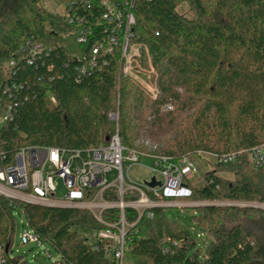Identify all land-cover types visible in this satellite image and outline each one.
<instances>
[{
	"label": "trees",
	"instance_id": "1",
	"mask_svg": "<svg viewBox=\"0 0 264 264\" xmlns=\"http://www.w3.org/2000/svg\"><path fill=\"white\" fill-rule=\"evenodd\" d=\"M47 1L0 0L2 163H14L28 147L97 148L116 133L125 148L144 150L136 146L140 137L169 126L174 135L160 139V155L240 153L235 162L221 165L233 179L210 170L201 186L188 185L189 198L178 201L264 205V171L250 157L264 145V0H137L130 50L139 53L131 75L115 53L102 57L101 68L86 76L80 73L84 60L63 46L74 26L49 12ZM53 1L76 4L75 11L94 17L104 13L102 0ZM9 106L13 118L2 122ZM167 106L172 112H163ZM112 113H118V123ZM205 158L199 160L206 166ZM137 198L128 194L124 200ZM105 199L120 200L115 193ZM19 209L38 238L59 252V263L113 264L89 243L90 233L104 227L88 210L11 204L0 196V242L10 248ZM194 209L195 224L211 238L205 250L187 227L168 217L167 208L152 209V217L145 212L137 224L138 213L127 209L126 221L135 225L127 248L133 263L264 264V209ZM103 218L117 222L120 211ZM11 263L30 264L24 257Z\"/></svg>",
	"mask_w": 264,
	"mask_h": 264
},
{
	"label": "built area",
	"instance_id": "2",
	"mask_svg": "<svg viewBox=\"0 0 264 264\" xmlns=\"http://www.w3.org/2000/svg\"><path fill=\"white\" fill-rule=\"evenodd\" d=\"M136 1L102 0L104 13L101 17L75 11L76 4L65 7L63 16L68 24L74 26L72 34H77V41L83 49L81 76L99 70L101 58L115 53L124 62V73L131 75L133 58L139 53L137 48L130 50L136 26L133 12ZM95 37L96 42L90 47ZM169 109L172 106L166 107V110ZM12 118L13 108L9 106L2 122H8ZM110 119L118 123V113H112ZM145 143L147 150H129L122 145L120 136L116 133L107 145L85 150L24 148L17 153L14 163L4 164L0 161V196L10 200L11 204L18 201L26 205L88 210L104 227L93 230L88 236L92 248L96 251L102 249L113 264H125L128 242L131 240L129 234L135 226L126 221L127 209L138 213L137 224L145 212L152 217L150 211L154 208L183 207L179 205L190 204L171 201L186 199L192 195L188 185L198 173L195 158L199 159L201 155L213 156L220 164L227 165L235 162L240 155L200 152L193 159L189 156L174 159L158 154L157 146H153L150 141ZM250 157L254 167L264 171V145L253 148ZM143 158L152 160L153 165L149 169L160 175L161 180L154 177L160 186L151 188L146 183L138 186L127 178L129 167L140 163ZM58 180H62L67 187L65 198L57 197ZM148 182L151 183L152 179ZM112 193L119 196L118 202L105 199V196H111ZM128 194L138 195V198L125 201L124 197ZM114 209L120 211V220L106 222L103 214ZM21 242H34L42 246L45 241L40 240L28 226L21 235ZM10 252L11 248L0 242V264H12ZM59 262L60 260L57 264H61Z\"/></svg>",
	"mask_w": 264,
	"mask_h": 264
},
{
	"label": "rangeland",
	"instance_id": "3",
	"mask_svg": "<svg viewBox=\"0 0 264 264\" xmlns=\"http://www.w3.org/2000/svg\"><path fill=\"white\" fill-rule=\"evenodd\" d=\"M45 8L53 13L64 15L65 6L54 2L53 0H48L44 4ZM63 46L67 50L68 54L71 56H75L81 58L83 56V49L77 41V34H66L65 39L63 41ZM172 109L166 110V107L163 108L164 113L172 112ZM173 128L169 126H163V129H159L157 127L151 128L150 131L144 134V136L138 139L136 146L143 147L144 150H147L148 147L145 142L150 141L153 146H157L158 150L162 147V143L160 141L163 139H171L174 135ZM198 173L192 181V184L199 187L203 184V180L205 179V175L208 171L213 169H219L221 171V175L226 178L233 179L234 176L230 174L228 169L221 167L216 158L213 156H207L205 158V165L198 159L195 158ZM209 163V165H208ZM153 165L152 160L148 158H143L140 163L132 165L129 167L126 172V176L130 181L138 186H143L146 182L150 181L154 177L157 180H161V177L158 173L153 172L149 169ZM67 194V187L63 183L62 180L57 181V197L65 198ZM184 202V201H183ZM171 203H182V201L172 200ZM237 205L239 207H244L242 203H217L219 207H224L226 205ZM198 204H185L179 205L183 207H169L167 208L168 217L180 223L181 225L187 227L192 234L197 239L198 244L205 250L209 245L211 238L207 229L199 228L194 221V217L197 215V210L194 209ZM15 223H16V231L14 237V244L11 248L10 258L14 259L17 257H24L30 264H57L60 260L59 252L48 242H43L42 246H39L37 243L31 242L29 244H22L21 235L23 234L25 229H28L27 221L24 214L21 210H15ZM125 264H134L133 260L126 254Z\"/></svg>",
	"mask_w": 264,
	"mask_h": 264
},
{
	"label": "water",
	"instance_id": "4",
	"mask_svg": "<svg viewBox=\"0 0 264 264\" xmlns=\"http://www.w3.org/2000/svg\"><path fill=\"white\" fill-rule=\"evenodd\" d=\"M146 185L149 186V187H151V188H154L156 186H160L161 184L159 182H157L155 178H153L152 179V182L151 183L146 182ZM204 205L205 206H210V205L215 206L217 204H204L203 203V204H198L197 206H204ZM232 206H237V205L232 204ZM244 206L264 209V205L249 204V205H244Z\"/></svg>",
	"mask_w": 264,
	"mask_h": 264
}]
</instances>
